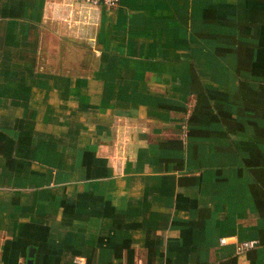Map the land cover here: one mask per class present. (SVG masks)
Returning a JSON list of instances; mask_svg holds the SVG:
<instances>
[{
    "label": "crops",
    "instance_id": "0c3cea01",
    "mask_svg": "<svg viewBox=\"0 0 264 264\" xmlns=\"http://www.w3.org/2000/svg\"><path fill=\"white\" fill-rule=\"evenodd\" d=\"M75 257L264 264V0H0V264Z\"/></svg>",
    "mask_w": 264,
    "mask_h": 264
},
{
    "label": "built area",
    "instance_id": "2783aa9c",
    "mask_svg": "<svg viewBox=\"0 0 264 264\" xmlns=\"http://www.w3.org/2000/svg\"><path fill=\"white\" fill-rule=\"evenodd\" d=\"M78 1H81L87 5H90V6H103L107 9H112V8H115L118 3H119V0H78ZM219 243L220 244H225L226 243V238L224 237H221L219 239ZM258 244V241L255 240V239H250V240H243L241 242H238L236 244V247H235V251L236 253H243L244 251L246 250H249L251 248H254L256 245ZM74 263L75 264H82V260L75 257L73 259Z\"/></svg>",
    "mask_w": 264,
    "mask_h": 264
},
{
    "label": "water",
    "instance_id": "95a60500",
    "mask_svg": "<svg viewBox=\"0 0 264 264\" xmlns=\"http://www.w3.org/2000/svg\"><path fill=\"white\" fill-rule=\"evenodd\" d=\"M29 264V263H28Z\"/></svg>",
    "mask_w": 264,
    "mask_h": 264
}]
</instances>
